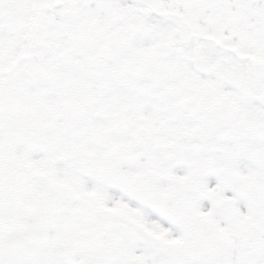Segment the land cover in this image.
<instances>
[{
    "label": "snow or ice",
    "instance_id": "1",
    "mask_svg": "<svg viewBox=\"0 0 264 264\" xmlns=\"http://www.w3.org/2000/svg\"><path fill=\"white\" fill-rule=\"evenodd\" d=\"M0 264H264V0H0Z\"/></svg>",
    "mask_w": 264,
    "mask_h": 264
}]
</instances>
